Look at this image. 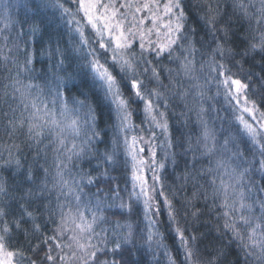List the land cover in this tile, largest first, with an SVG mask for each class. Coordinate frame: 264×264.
<instances>
[{"label":"snow or ice","instance_id":"6c2138e0","mask_svg":"<svg viewBox=\"0 0 264 264\" xmlns=\"http://www.w3.org/2000/svg\"><path fill=\"white\" fill-rule=\"evenodd\" d=\"M10 7L7 0L0 4V71L7 73L3 78L7 82L0 87V130L13 143L0 144V173L18 175L20 183L9 186L0 175V264H37L35 257L41 251L47 264H126L116 256L134 244L137 230L148 251L154 246L164 249L169 264H175L158 227L161 201L185 264H201L198 238L187 234L174 204L177 193L185 191L188 183L194 191L191 198H184L183 206L194 207L193 201L203 189L205 206L211 199L210 212L215 210L217 220H223V234H230V243L237 244L245 264H264V67L260 74L243 70L249 53L264 54V0H234L232 14L241 20V27L243 21L249 22L242 36L235 32L230 36L228 26L218 29V5L204 0L200 5L204 14L199 19L210 41L197 40V29H189L185 0H71L70 4L69 0H39L34 6L39 24L47 20L50 26L59 20L67 26L64 35L68 36L66 47H61L62 37H56L55 48L49 36V59H58L55 72L51 78L45 74L43 84L33 83L37 79L34 52L28 49L29 39L34 41L41 31L39 24L33 20L25 30L28 20L14 21ZM197 43L210 48V59L201 62L199 72L195 67L200 52ZM240 44L245 47L237 50ZM177 51L180 54L174 56ZM165 54L177 68L160 67ZM206 54L201 52V56ZM163 72L170 83L181 81L183 90L172 95L184 101L185 122L188 113H195L200 131L194 144L191 136L172 138L168 117L171 89L163 83ZM184 78L189 82L187 88H183ZM254 79H258L259 95L252 86ZM84 83L91 92L102 95L109 109L110 140L99 128L89 94L81 91L82 98L70 95ZM213 87L215 95H209ZM220 96L227 107L209 104ZM137 110L144 115L139 125L133 123ZM210 111L216 115L209 117ZM17 134L24 136L25 147L35 150L27 168L22 164L21 145L15 143ZM99 144L105 146L102 153L94 148ZM94 152L100 162L96 168L77 170V162ZM189 153L192 160L184 159V184L169 194L165 182L169 163L175 167L178 158ZM203 160L207 167L197 169ZM101 165L103 172L91 175ZM113 172L118 175H111ZM257 173L259 179H253ZM102 183L110 185L108 191L98 186ZM38 202L41 207H34ZM44 215L54 225L51 235L43 234L38 222ZM200 215L198 208L191 212L193 218ZM111 217L118 219L113 222ZM21 233L26 246L18 240L14 243ZM109 255L111 261L106 259Z\"/></svg>","mask_w":264,"mask_h":264},{"label":"trees","instance_id":"16d2710c","mask_svg":"<svg viewBox=\"0 0 264 264\" xmlns=\"http://www.w3.org/2000/svg\"><path fill=\"white\" fill-rule=\"evenodd\" d=\"M4 1V0H3ZM7 2L11 5L9 9V14L14 21H24L28 20V23L24 24L25 30L29 28V25L35 20L39 24V18L34 15L35 13V5L39 3V0H7ZM234 0H214V7L218 5V11L220 16L217 19L216 27L218 29L228 26L230 28V36L231 32H235L237 36H242L245 30L249 29V22L243 21V26L241 27V20L237 15H233V5ZM247 2V0H246ZM71 0H69V4ZM185 3L189 10V20L188 27L189 29L195 28L197 29V40H200L201 37H204L206 41H210V37L207 34V29L205 28L204 22L199 19L200 15L204 13L200 10V5L204 4V0H185ZM27 5V7H25ZM68 6V5H66ZM206 11V8L204 9ZM52 10H48V16H51ZM0 15H3V10L0 9ZM252 26H255V21H252ZM3 27V22L0 21V28ZM41 31L37 33L34 41L29 39L28 49L29 51L34 52V67L35 73L33 75L37 76V79L33 81V83H44V75L47 74L49 78H51L53 72H55V65L57 63L58 58L49 59L48 55V40L49 36L53 37L52 40V48L56 47L55 39L56 37H62L61 47L67 46L68 36L64 35L67 31V26L60 23L59 20L53 22L50 26L48 25L47 20L43 24H39ZM17 30H19V26H17ZM223 33H221V36ZM251 33H249V37ZM214 46V45H213ZM226 47H232L231 44H226ZM196 47L200 49V52L196 54V64L195 67L198 72L201 69V62L204 60L210 59V48H201V45L197 43ZM245 45L240 44L239 49L242 50ZM43 52V55L41 54ZM201 52H207L208 54L201 56ZM179 51L173 53V55H179ZM262 55L259 52L249 53V56L243 61V70L244 73L252 72L256 74H260L262 67H264V60H262ZM22 59V58H21ZM236 59H240V57H236ZM67 61L65 62V67L67 68ZM75 64V60L72 61ZM161 68H172L175 69L178 67V64L170 63L167 59V55L165 54V58L160 61ZM69 71L71 69H68ZM236 68H233V71H236ZM206 74L207 69H204ZM60 75H64L65 73H59ZM7 75L5 71H0V87H2L3 83H6L3 78ZM247 77L245 76V80ZM162 80L164 85H167L171 92L169 93V108H168V117L171 126V134L174 140L180 139L181 136L186 139L188 136L192 137L193 144L195 143L196 136L198 135L200 129L197 126L195 113H188V122H185V116L182 113H186L187 109L184 107V101L180 100L178 96L172 95L179 90H183L179 87L181 84L180 80H176L173 82H169L167 72L162 73ZM27 79H25V83H27ZM203 80H201V83ZM187 78L183 79V88L188 87ZM252 86L257 90V94L259 95L260 89L258 87V79H254L252 82ZM84 91L89 94V103L96 109L98 125L100 129H103L107 132V136L104 137L106 140H110L112 137L113 131L111 128L112 118H110L109 109L105 105L102 95H97L94 92L89 90L88 84L84 83L79 85L76 88L72 89L70 95H76L79 98L80 92ZM161 91H164L162 88ZM216 89L212 88L211 93L209 95H215ZM188 102H191V97H188ZM209 104L215 108L223 109L227 107L223 96H220L215 101H209ZM208 105H206L207 107ZM136 105L133 104L132 108L136 109ZM142 107V106H141ZM4 110L7 111V106H4ZM230 111V109H229ZM216 115L215 112H209V117H214ZM221 116H224L225 113L223 110L220 112ZM246 119H250V117L245 116ZM144 119V115L142 111L137 110L133 116V123L139 125L141 121ZM211 125V120H210ZM147 125L145 124V128ZM215 127L217 130L220 128V122H215ZM227 127V123L225 124ZM0 129H2V125H0ZM24 136L17 134L15 139V143L21 145L22 148V164L24 168H27L33 162V157L35 155V150H29L23 144ZM220 142L223 143V137H220ZM13 143V140L8 139V137L0 130V144ZM47 143V141H46ZM104 144L94 145L95 149H98L99 152L104 151ZM251 148V144L247 146ZM242 150H244V146H242ZM179 152L180 149H177ZM5 157H7V152L4 153ZM163 155V154H161ZM95 152L91 156H85L83 162H77L78 168L77 170H82L85 172L90 171L91 169H95L97 164L100 163L97 158H94ZM53 157L52 150L48 151V159L49 163H51ZM184 159H187L189 162L192 160V154L189 153L186 158L181 157L178 158L177 166L173 167L171 163H169L168 171L165 174L166 176V184L168 185L167 191L169 194L180 188L182 184H184L183 176L186 171L184 166ZM247 159L251 160L252 156L250 153L247 154ZM256 161L260 159V157L256 156ZM43 163V160L40 161ZM207 167V160H203L200 163H197L196 168L199 169L201 167ZM248 165L245 164L244 167ZM103 165L97 171H91V175L96 176L99 172H103ZM4 177V179L8 182L9 186H13L15 184L20 183V177L17 175L16 177H12L10 173L3 172L0 173ZM111 175L115 176L118 173L113 172ZM253 179H259V174L257 173ZM37 183H40V179H37ZM204 183V181H201ZM103 188L105 191H108L110 185L108 183H102L98 185ZM123 186V185H122ZM27 188V185L23 186ZM96 187H92L91 191L96 192ZM194 191L192 184L188 183L185 186V191L177 193V197L174 200V204L177 209H179V217L183 226L187 227L188 235H196L198 238V257L201 261V264H208L209 261H215V264H245V258L243 253L237 247L236 243H230V234H223V220H217V212L210 209L212 208V200L209 199L207 201V206H205V201L203 200V189L201 190V196L193 201L194 207L186 209L183 205L185 203L184 198H191L192 192ZM209 193L211 189H208ZM257 194L254 192L253 196L255 197ZM219 203V202H217ZM34 207H41L38 202ZM199 209L201 215L198 218H193L191 216V212ZM187 211V216H185V212ZM160 216L158 217L160 223L158 225L159 231L163 237V244L166 247L168 253L171 255L175 264H185L184 260V252L180 247V242L176 237L175 232L172 229V226L169 223L167 210L163 207V203L161 201L160 207ZM37 216H41V213H37ZM113 222L118 219V217H111ZM135 217H133V221H135ZM47 217L44 215L38 222L43 226L42 232L45 235H51L52 229L54 225L51 223H47ZM143 227V225H141ZM220 228V231H217V228ZM27 245L25 241L23 233H21L18 237L14 238V243L16 241ZM35 243V240H33ZM139 249V250H138ZM46 251V247H45ZM30 254V252H29ZM44 251H41L39 256L35 257L37 260V264H47L46 261H43ZM117 259H121L126 262V264H169L167 256L164 255V249H157L155 246L151 251H148L147 246L140 239L139 230H137V236L134 244H129L125 246V248L119 252L116 256ZM101 259H105V257H101ZM109 261L113 259L111 255L106 257ZM249 264H257L256 261H251Z\"/></svg>","mask_w":264,"mask_h":264},{"label":"rangeland","instance_id":"374dc122","mask_svg":"<svg viewBox=\"0 0 264 264\" xmlns=\"http://www.w3.org/2000/svg\"><path fill=\"white\" fill-rule=\"evenodd\" d=\"M4 1L3 0H0V4H2Z\"/></svg>","mask_w":264,"mask_h":264}]
</instances>
